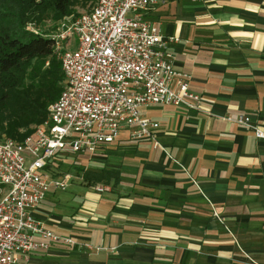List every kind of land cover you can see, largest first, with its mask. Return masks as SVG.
<instances>
[{
  "label": "crops",
  "instance_id": "crops-1",
  "mask_svg": "<svg viewBox=\"0 0 264 264\" xmlns=\"http://www.w3.org/2000/svg\"><path fill=\"white\" fill-rule=\"evenodd\" d=\"M146 16L180 38L175 65L206 112L145 108L161 146L123 131L81 163L118 181L72 171L67 189L51 187L35 216L104 249L52 243L29 264H264V138L221 118L244 113L264 130V0H159Z\"/></svg>",
  "mask_w": 264,
  "mask_h": 264
},
{
  "label": "built area",
  "instance_id": "built-area-1",
  "mask_svg": "<svg viewBox=\"0 0 264 264\" xmlns=\"http://www.w3.org/2000/svg\"><path fill=\"white\" fill-rule=\"evenodd\" d=\"M158 2L97 0L89 11L63 17L52 33L28 24V30L52 39L65 84L48 106L45 120L23 142L0 136V264H29L34 250L48 249L52 243L104 249L78 242L35 216L51 187L65 190L77 177L72 172L58 178L44 173L56 154L95 153L123 131L134 139L150 138L159 147L155 132L160 124L143 113L145 108L174 105L206 112L202 95L190 88L192 74L175 65L172 47L180 38L163 33L146 16ZM221 118L248 126L257 138H264V130L250 115ZM93 187L100 192L111 189Z\"/></svg>",
  "mask_w": 264,
  "mask_h": 264
},
{
  "label": "trees",
  "instance_id": "trees-1",
  "mask_svg": "<svg viewBox=\"0 0 264 264\" xmlns=\"http://www.w3.org/2000/svg\"><path fill=\"white\" fill-rule=\"evenodd\" d=\"M73 0H0V136L23 142L41 124L48 106L58 99L65 78L53 41L26 28L28 22L55 20L72 13ZM68 154H56L47 167L65 174L75 171L83 179L118 181L111 169H88L77 159L63 169Z\"/></svg>",
  "mask_w": 264,
  "mask_h": 264
},
{
  "label": "rangeland",
  "instance_id": "rangeland-1",
  "mask_svg": "<svg viewBox=\"0 0 264 264\" xmlns=\"http://www.w3.org/2000/svg\"><path fill=\"white\" fill-rule=\"evenodd\" d=\"M97 2V0H73V6H72V13L67 15V16H76L80 13L89 11L93 8V6L95 5V3ZM63 19V18H62ZM55 20L54 18H52V16L46 18L43 22L37 23L38 26L40 27L41 31L46 32V33H52L57 27L58 25H60L61 20ZM32 23V22H28ZM28 24L26 26V28L28 27ZM75 42H77V37L72 38L71 43L69 44V46L74 49L75 48ZM35 125L33 126L34 129ZM68 155V161L64 164V167L67 166V164L70 161H73L74 159H77L78 162L83 163V162H89L93 153H67ZM29 164V162H28ZM67 169V167H66ZM54 171H57V169L55 167H46L44 168V173H46L49 176H52V174L54 173Z\"/></svg>",
  "mask_w": 264,
  "mask_h": 264
}]
</instances>
